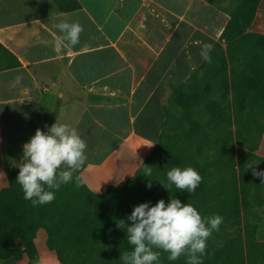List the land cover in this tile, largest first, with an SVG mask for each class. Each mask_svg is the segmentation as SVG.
Wrapping results in <instances>:
<instances>
[{"label":"crops","instance_id":"0c3cea01","mask_svg":"<svg viewBox=\"0 0 264 264\" xmlns=\"http://www.w3.org/2000/svg\"><path fill=\"white\" fill-rule=\"evenodd\" d=\"M77 1L79 9L61 13L51 0H0V44L21 63L0 71V191L8 185L3 168L8 151H21L20 135L46 112H55L56 122L75 127L86 141L80 178L90 191L102 194L109 186H123L158 142L171 84L182 85L192 74L204 73L203 54L219 43L235 4ZM59 20L81 24L77 44L55 47ZM249 31L264 35V0ZM88 95L113 101H77ZM219 95L226 96V111L232 115L231 87L211 97ZM229 129L234 133L232 118ZM254 154L264 160V129ZM256 195L261 201L249 206L254 215L244 216L240 207V224L244 233L247 225L254 228L264 244V186ZM46 242L47 233L39 228L34 237L39 263L61 264ZM0 264H28V257L0 259Z\"/></svg>","mask_w":264,"mask_h":264},{"label":"trees","instance_id":"16d2710c","mask_svg":"<svg viewBox=\"0 0 264 264\" xmlns=\"http://www.w3.org/2000/svg\"><path fill=\"white\" fill-rule=\"evenodd\" d=\"M51 1L61 13L80 8L77 0ZM205 1L216 3L218 0ZM234 1L219 43L209 53L210 60H205L204 73L192 74L188 82L179 85L173 93L172 99L182 105L183 112L174 121L167 110L156 146L123 186H109L102 194L93 193L80 178L82 164L73 173L72 181L54 190L55 198L50 203L33 206L23 199L15 181L18 168L10 164L3 166L8 185L0 191V259L18 260L26 254L28 264H40L34 237L39 228H44L47 246L56 253L61 264H122L120 254L131 251L133 246L117 221L123 219L125 224L131 223L127 216L134 205L144 201L154 204L159 197L169 199L171 195L182 203H191L202 217L218 213L223 221H229L237 218L248 192L252 195L261 192L264 180L254 176L253 169H264V160L253 154L256 148L253 145L264 129V35L249 31L261 0ZM20 65L18 58L0 44V71ZM229 87L232 115L226 111L225 95L224 99L221 95L211 97ZM89 100L113 101L94 95L80 97L77 101ZM56 117L55 112H46L41 121L31 120L20 135L19 143H24L37 128L46 130L45 125L54 123ZM231 118L234 133L229 129ZM186 123H191V128L187 129ZM260 125L262 130L257 129ZM254 132H258V138ZM208 157L225 160L224 164L216 162L222 165V175L214 184L206 168L198 163L199 158ZM234 163L237 164L238 186L234 182ZM250 164L253 165L248 167ZM189 165L198 171L202 180L194 192L179 193L181 189L170 185L166 172L172 167ZM146 167L151 168L149 176L143 174ZM230 171L229 179L225 174ZM149 182L151 188L146 187ZM164 189L167 191L161 196ZM236 244L234 240L222 249L206 250L202 264H253L255 253L246 252L240 243ZM256 246L262 249L264 256V244ZM100 249L103 255L98 259ZM159 259L161 264H187L183 254L175 261Z\"/></svg>","mask_w":264,"mask_h":264},{"label":"clouds","instance_id":"9594fccd","mask_svg":"<svg viewBox=\"0 0 264 264\" xmlns=\"http://www.w3.org/2000/svg\"><path fill=\"white\" fill-rule=\"evenodd\" d=\"M55 27L60 33L55 39L57 49L79 42L83 29L78 21L59 20ZM203 58L210 60L206 53ZM20 79L17 76L14 83L18 84ZM45 129H35L22 144L20 160L15 165L18 168L15 181L23 199L33 206L50 203L55 198L54 190L72 181L73 173L86 158V141L75 127L55 121L45 125ZM150 173L151 168L146 167L143 174L149 176ZM253 175L264 180V169H253ZM166 177L170 185L188 193L194 192L202 180L190 165L172 167ZM76 186H80L78 178ZM151 186L150 182L146 184L148 188ZM223 219L218 213L202 217L191 203H182L175 196L167 202L158 199L154 204L150 201L138 203L127 216L131 223L125 224L123 219L117 221V226L125 231L128 243L133 246L119 258L122 264H161L160 252L154 250L160 249L168 254L169 261H175L183 254L187 264H202L207 239L219 229Z\"/></svg>","mask_w":264,"mask_h":264},{"label":"rangeland","instance_id":"374dc122","mask_svg":"<svg viewBox=\"0 0 264 264\" xmlns=\"http://www.w3.org/2000/svg\"><path fill=\"white\" fill-rule=\"evenodd\" d=\"M255 26H258V23H256ZM255 30H258V28H256ZM178 87H179V85H177V84H171V86H170L171 94L169 95V97L166 100L167 110L170 113H172V115L174 117V121H175V118L181 112H183L182 105L178 104L176 102V100L172 99V96L174 95L173 93H175V91L178 89ZM185 127H187V129L191 128V123H186ZM257 129L262 130L263 127L260 125L257 127ZM257 129H255V130H257ZM257 133L258 132H254V135L256 136V138H258ZM255 145H256V143L253 145V147ZM236 152H237V150H235V153ZM253 154H254V152H253ZM20 156H21V151L18 150V147L17 148H10V150L8 151V154H7L6 164L16 165V163L18 162V158H20ZM87 159H89V157H87ZM216 162H218V164L220 162H222V164H224L225 160L219 159V157H208V158H199L198 159V163L202 167H205L206 172L209 173V176H211V183L212 184H214V182L218 176L222 175V173H221L222 165H218ZM263 168H264V165H263ZM234 172H235L234 182L238 186V183H237L238 182L237 181V179H238L237 164H235ZM203 173H204V171H203ZM225 175L227 176V178H229L231 175V171L229 172V174L226 173ZM165 191H167V189H164L162 191L161 196H163ZM184 191L180 190L178 192L180 193V192H184ZM152 192H154V191H151V193ZM184 195L187 196V193ZM260 196H259V198H257L256 194L252 195V194H250V192H248L243 197V200H244V202H243V208H244L243 214H244V216L249 217V216L254 215V212L250 211L249 206L251 204H255L256 203L255 201L258 199H259V201H261ZM170 197H171V195H170ZM159 199H164V198L159 197ZM164 200H165V202H167L168 199H164ZM253 206L254 205H252V207ZM252 209H254V208H252ZM255 234H256V232H255L254 228L249 227V225H247V228H246L245 233H244V231L241 227V224H240V211H239L237 218H234L233 220H229V221L224 220L222 222V224L219 226V229L212 232V234L207 239L206 250H211V251L212 250H219V249H222L224 247H227L232 242H234V240H237V242H238V244H236L237 246L240 243V247H242V249L244 251H246V252L249 251V253H251V254L255 253L256 257L253 259V264H264V256H262V253H261L262 249L260 247L258 248L256 246V244H261L258 241H262V239L260 237L256 238V236H254ZM243 236H245L246 238H244ZM154 250L160 252V257H165L166 260H168L167 259L168 254L166 252H164L163 250H160V249H154ZM259 252H260V254L258 255L257 253H259ZM102 255H103V250L100 249V251L97 255L98 259H101ZM181 256L182 255H180L177 258V260L180 259Z\"/></svg>","mask_w":264,"mask_h":264}]
</instances>
